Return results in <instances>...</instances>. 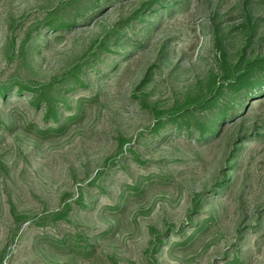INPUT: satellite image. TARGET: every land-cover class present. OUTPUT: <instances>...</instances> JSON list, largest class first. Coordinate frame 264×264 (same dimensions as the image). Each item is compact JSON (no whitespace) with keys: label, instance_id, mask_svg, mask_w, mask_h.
I'll use <instances>...</instances> for the list:
<instances>
[{"label":"rangeland","instance_id":"1","mask_svg":"<svg viewBox=\"0 0 264 264\" xmlns=\"http://www.w3.org/2000/svg\"><path fill=\"white\" fill-rule=\"evenodd\" d=\"M262 68L264 0H0V264H264Z\"/></svg>","mask_w":264,"mask_h":264},{"label":"trees","instance_id":"2","mask_svg":"<svg viewBox=\"0 0 264 264\" xmlns=\"http://www.w3.org/2000/svg\"><path fill=\"white\" fill-rule=\"evenodd\" d=\"M55 27L58 29L64 28L65 24L59 23ZM261 72L262 73L260 74V76L258 78H256V77L253 78L252 75L246 74L244 76L246 81L243 79L238 81V85L236 87H234L233 90H241V89L244 90L245 89V94L238 95L239 98L237 99L236 103L238 101H241V99H243V96L247 97V95H248V98H251V97L257 98L258 95L263 91V88H264V68H262ZM231 83H236V80L234 79ZM16 85H17L16 88H14V86L9 87V88H5V87L0 86V98H3L5 100L6 95L11 94L12 92H15L16 94H22L23 92L30 93L32 96V99H31L32 104H34L36 106L41 105V107L45 110L46 113L48 111L55 113V108L53 107L54 106L53 102L55 101L56 97L50 96V95L46 96V94L45 95L43 94L44 92H46V84L42 85V87L39 89L25 88L21 84H16ZM201 105H202V107H205L204 103ZM234 108H235V105H234V103H232V104H230L229 108L223 110L222 114L221 113L219 114V118L222 119V123H224V121L230 117V116L228 117V113L233 112ZM219 118L216 120L219 121ZM214 127H215V123L210 122L208 125H206L204 127H200V126L196 125L192 128H189L188 131H191L190 133L196 135L199 140H202V139L206 138V135L207 136H210V134L213 135V132H215V130L213 131L212 128H214ZM230 165L231 164L228 163L226 166L228 168H225L224 171L222 172V176H223L222 178L227 179L228 174H225V171L230 170Z\"/></svg>","mask_w":264,"mask_h":264}]
</instances>
